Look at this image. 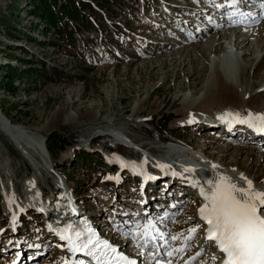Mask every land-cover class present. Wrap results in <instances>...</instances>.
Instances as JSON below:
<instances>
[{"label": "rangeland", "instance_id": "rangeland-1", "mask_svg": "<svg viewBox=\"0 0 264 264\" xmlns=\"http://www.w3.org/2000/svg\"><path fill=\"white\" fill-rule=\"evenodd\" d=\"M57 1L61 3L65 0ZM89 1L93 8H95L94 5L100 9L105 8L104 13L96 10L92 12L89 7L82 8L84 12L95 16L100 21L102 30L99 29L98 35L92 32L84 33L83 40L77 38L74 48L70 47V43L63 39L57 29H50L45 19L35 12L36 9H39L43 13V9L39 8L40 0H6L5 6L0 8V104L10 121L30 126L34 131L44 135L45 151L37 153L39 157H42L41 165L39 164L41 170L38 172L40 185L49 192L55 189L57 178L53 173L47 172L53 163L52 166L59 167V172L67 176V184L72 185L77 191L76 199L89 210L95 221H98L99 229L107 231L108 236L117 239L116 242L120 246L125 243L132 246L126 240L127 236L125 235H128L129 231L133 229L134 223L126 224L125 230L120 231V223L123 224L126 220L121 218L119 212L121 210L129 211L127 208L129 206H126L127 204L124 202L135 204L138 189L137 180L131 173L124 171L122 184L117 188L114 165H110L105 160L102 162L99 160V163L93 161L100 158L94 151H98L104 145L106 149H118L133 156L142 152L138 153L121 145L112 147L114 145L113 138L101 137L106 134L115 137L114 127L123 126L116 130L118 136L115 137L116 139L123 138L122 133L126 134L127 132L139 141L138 144L143 143L146 148L153 147L150 152H157L159 151L158 146L162 147L159 137H167V140L168 137L176 138L178 144L182 143L186 147H189L187 142L200 149L205 147L202 150L209 157H215L229 165H240L258 177L259 182H263L264 152H260L261 144L245 143V148L239 147L234 150L232 147L234 143L229 146L221 140L215 141L212 133L219 132V129L213 128L212 130V127H207L205 122L176 125L177 118L182 116L181 113H178L182 98L191 91L204 89L205 81L209 75L208 60L210 56L208 57V55H211L212 52L209 48L202 51L200 45L202 43L208 47L217 45L218 48L214 52L219 53L225 42L218 43L217 39H211L212 41L207 43L206 38H201L197 41L198 43L185 46V43L181 42L183 36L187 34L184 23L182 31L176 36L174 46L170 45V50L165 52L164 50L168 49L165 48L167 44L164 47L158 45L172 43L174 39L166 33V29L165 33L156 30L162 23H170V20L162 11L158 12L159 8L155 1L146 0L147 3H150L148 6L144 0H111L110 4L107 3L109 5L100 4V0ZM179 1L189 5L188 8L191 10L199 2V0ZM78 7L81 9L82 6L78 5ZM193 13L190 16L197 19L194 16L196 14ZM216 13L219 14V12ZM63 22L69 28L74 26L72 25L73 18L69 20L66 16ZM131 26L136 27L138 33L144 28L147 34H157L151 36L154 42L149 43L148 39L130 40L129 29ZM225 27L227 26L225 25ZM175 28L178 29V26L173 23L171 30ZM97 36L104 38L103 43ZM232 38L234 36L228 37L227 40ZM252 41L255 42V40H250V42ZM66 45L71 50L62 49ZM154 46H157L156 51L152 50ZM148 50H152V52ZM197 55L201 59L194 60L193 57ZM263 55L264 50H257L253 55L249 54L247 81L251 82L263 76ZM11 59L16 60L12 63ZM43 63H46L47 66H44ZM31 68H35L36 71L32 76H27L24 69ZM54 68L64 71L65 75L61 78L52 76L50 69ZM8 78L14 80L13 87H5ZM143 100L145 103L141 107L140 113L130 119L129 116L135 106ZM155 100L157 102L161 100L162 107L151 114V111L157 106L154 103ZM93 109H100L102 117L115 118L114 122L110 124L113 127L105 126V122L101 119L88 120ZM73 111H80L82 117L71 122L63 121V117ZM166 117L170 119L167 126L164 124ZM149 120L151 121L148 122ZM209 129L212 133H208ZM100 132L104 135L92 138ZM236 139L243 141L240 136H237ZM89 143L91 145H88ZM82 151L91 153L86 156L84 163L78 160L83 155ZM166 151L165 149L159 155H166ZM262 151H264V147ZM31 153L32 156H28L27 152L23 154L8 135L1 130L0 126V264H14L19 259L20 240L25 243L22 248L30 251L23 254L26 264L34 262H36L34 264H39V261L41 262L43 259L46 260L44 264L52 263L64 252V247L58 242V239L53 234L51 236L47 234L49 229L46 226L45 217L38 214L37 211L28 215L22 213L20 233H13L14 229L10 228L6 204L10 202L8 198L12 193H15L21 201L26 199L24 192L26 181L34 174L31 166L32 159L38 157L36 153ZM124 158L119 157L117 153L110 155L112 162L122 163ZM138 160L140 159L138 158ZM105 164L106 166H104ZM124 167L128 166L124 164ZM157 174L161 173H155L154 182L162 178ZM165 182L161 181L162 184ZM155 188L157 196L155 204L160 203L162 199L163 201L168 200L167 197L169 198L171 195L169 188H173L172 193L177 195L183 189L179 183L170 185L169 188L155 184ZM156 196L154 195V197ZM159 196L161 199H158ZM193 197H189V203L195 200ZM181 201L183 199L179 202ZM194 205H189L184 210L181 208L177 210L172 219L168 220L169 223L165 225L167 230L170 229V232L174 227L176 234L179 235V239L171 241L172 244H175L171 245L173 249L183 246L187 242L186 237L191 235L188 229L199 225L195 217L198 203ZM9 209L14 211L10 207ZM173 222L177 224H173ZM202 233L203 230L199 229L200 236L198 235L187 242L186 250L181 256L182 260L193 255L194 251L187 252L188 247L191 243L198 242ZM161 244L163 245L164 242ZM161 244L160 246L163 248ZM154 246L153 248H156V245ZM157 247L159 248V246ZM168 248L170 247L167 246L166 249ZM134 251L140 253L137 250L130 251L135 256L138 254ZM210 251L209 248L206 254H209ZM201 253L204 255V251ZM67 257L68 255L63 256L56 264H60ZM201 258L205 257L200 256L199 260ZM139 259L143 264H148L142 259V256ZM151 264H157V262Z\"/></svg>", "mask_w": 264, "mask_h": 264}, {"label": "bare ground", "instance_id": "bare-ground-1", "mask_svg": "<svg viewBox=\"0 0 264 264\" xmlns=\"http://www.w3.org/2000/svg\"><path fill=\"white\" fill-rule=\"evenodd\" d=\"M215 2L216 0H211V3L213 4L212 5L213 7L211 9L215 11L214 12L215 15H209V17H211L212 20H208L206 22L207 25L202 26L200 28L201 33L197 35L196 37H191L190 35H188L187 36L188 41H186L185 46L194 45L195 43H198V42H193V40L201 39V38H206L207 43L211 39L212 40L217 39L218 43L225 42V44H223L222 50L219 53L214 52V50L218 48L216 44H215L216 46L212 45L208 47L205 45V43L204 44L202 43L201 44L202 47L204 48L207 47V49L202 48L200 45V48L202 49V51L204 50L206 51L209 48L210 52H212L211 55H208V57L210 56L208 60L209 65H210L209 73H208L209 75L205 81L204 89H201L200 91L198 90L191 91L190 93L185 94L184 97L182 98L180 112H178V113H181L182 116L177 118L178 120H177L176 125L183 126V125H191L192 123L199 122V121H201L202 123L205 122L207 127H212V130L213 128L219 129V132L217 133H212L211 129L208 130V133H212L213 136L215 137V138L213 137L215 141L221 140L222 142H225V144L229 146L234 143L232 146L234 150L238 149L239 147L245 148L244 147L245 143H250L252 145L261 144L262 147L260 148L261 149L260 152H264L262 151L264 147V144H263L264 143V132L257 131L256 129L251 127L253 132L248 130L249 135L245 139H243V141L242 140L239 141L238 139H236V137L238 136L237 133L239 131L236 133V132H229L228 130V127H230V129H236L239 126H241L239 124H236L235 126L232 125L234 122H236V120H233L234 118L229 116L230 113L239 114L242 117L248 116L249 113H251L253 116L264 115V74L262 77L260 76L259 78L254 79L251 82L247 81L248 68H249V57H250L249 54L253 55V54H256L257 50L258 51L264 50V19L261 20L262 18H264V8H261L260 6L261 3L264 2V0H254V3H255L254 7H251V5L245 4V3L252 2V0H249V1L240 0L241 4H243L244 7L254 10L252 14H248V12L246 13L243 12L244 14H247V15H243V18L235 16V15H231V14H230L231 17L227 16V13H228L227 11L230 9V7H227V8L217 7L215 5ZM5 3H6V0H0V8L4 7ZM216 12H219V14ZM194 13H196V15L194 16L197 17V19H194L193 16H190L189 19L196 21V22L193 23L192 21L189 20V24H193V25L199 24L201 21H203V13L201 11H197ZM230 13H233V12H230ZM204 18L206 19L207 17L204 16ZM225 25L227 27H225ZM224 27L225 29H222ZM186 28H187V25H186ZM213 29H215L214 32H213ZM209 33H212V34H209ZM207 34L210 36H208ZM230 36H234V37L236 36V37L228 41L227 39ZM250 40H255V42L253 41L250 42ZM193 58L194 60H199L200 57L197 55L196 57H193ZM144 103H145V100H143L141 103H138L135 106V108L133 109V112L129 116L130 119H133L134 116L140 113L141 107L143 106ZM154 103L157 104V106L154 107L155 109L151 111V114H154L156 111L160 110L162 107L161 100L158 102L157 100H155ZM0 109H1L0 111L1 130L4 131L6 135H8V137L13 141L16 147L23 152V154L27 152L28 156H32L33 154L31 152H34V154L35 153L37 154V153H42L43 150L45 151V145L43 143L45 142V140H44V135L42 133L34 131L30 126H26L20 123H13L6 117L7 114H5V112L2 110L1 104H0ZM91 111L92 112H90V116H88V120L93 121V119L95 120L101 119V121L105 122V126H111L110 124L114 122L115 120V118H112V117H107V116L102 117L100 113V109H93ZM80 117H82L80 111H73L69 115L64 116L63 121L71 122ZM151 120H149L148 122H150ZM120 127H123V126H120ZM120 127H117V128L114 127L115 137H118L116 130ZM101 133L102 132H100L97 136L104 135ZM107 136L113 138L114 142L119 141L127 145H130L131 140H132L130 139L131 137L127 132L126 134L122 133L121 136L123 138L116 139L115 137H112L108 134H106V136L104 135L103 137H107ZM165 139H166L165 137L164 138L160 137L159 140L162 141ZM168 139L170 143L177 142V140L172 137L170 138L168 137ZM137 142L139 143V141ZM91 143H89L88 145H91ZM187 144L191 146L194 150L191 153H189V155H183L184 157L182 155L178 156V157H181V159L190 166V167H185L186 169H191L193 167V163L187 161V160H192V158H195V160H197L196 162H199V163L202 162V163L208 164L209 167L214 165V167H216L217 169L216 170V169L210 168V169H207V171H205V175L207 177V179L204 181L205 186L209 182L216 181L220 177L223 176V177H229L233 183L246 188L247 186L241 185V183H245L244 182L245 179H241V177H245L246 180H250L253 183L255 190L264 191V181L259 182L258 177L251 174V172L249 173L247 169H244L240 165H237V164L233 166L227 163H223L222 160H217L215 157H210L212 158L211 160L213 161L210 160L212 163H209V161L203 160L204 157H207L206 156L207 153H205V151L202 150L205 147H201L202 149H200L198 146L194 147L193 146L194 144L192 143L187 142ZM139 146L146 148L143 143H140ZM102 147L104 150H106L104 148L105 145ZM158 147L160 148L158 149L159 150L158 152L163 153L165 149L167 150L166 151L167 156L164 157L163 155L164 158L160 159L161 162H174L173 159L170 158V154L176 150L175 146H171L169 149H167L166 146H162L163 148H161L160 146ZM152 148L147 147L146 149L148 151H151L153 150ZM136 151L139 153L142 150L136 149ZM111 153L109 154L112 155L113 153L112 154ZM140 153L141 154L143 153V157H145L144 159H141L143 162H146L147 164H152L150 165L152 166L150 167V169L154 168V169L159 170L158 163H156L155 161H152L149 158L150 157L149 154H146L145 151H142ZM37 156L38 157H35L33 159L31 158L32 159L31 166L34 170L33 171L34 174L26 181L27 184H26V187L24 188L26 199L25 200L23 199L21 201L15 193L10 194L8 198V201L10 202L6 204L7 209H9V207L12 208L15 211V216L16 215L18 216V214L21 211L25 210L26 208H29V207L33 208V205L35 203H37L40 206V209H42L46 213L49 212L51 209H54L52 201L39 198L36 193V191L38 190L37 184L38 186H40V182H39L40 176L38 172H40L41 170V166H39V164L41 165L40 159L42 158V157H39L38 154ZM108 158L110 161H112L110 157ZM132 160L133 159L129 157H125L122 161L124 162L123 166L124 164H127L129 165L128 167H130L131 169H138L136 167L137 163L136 162L134 163ZM158 160L159 159H157V161ZM46 164L47 163L45 161V165ZM131 165H135V167ZM217 166H220V168H218ZM52 167L53 169L59 168V167H55V165ZM46 168L48 169V167ZM47 172L49 173L51 172V167H50V170H47ZM163 172L164 171L157 172V173H161V174H157V175H161L162 177L161 181L164 180L165 182L172 178V181L169 184V186L175 183H179L180 185H182L183 190L185 189V191H188L187 190L188 188L185 185L186 184L185 181H179L177 177H171L168 175L165 178L164 176L166 174ZM150 177L151 175H148V178ZM153 183H156V182L153 181ZM195 185L197 186V189H199L200 187H203V186H200L198 181L195 182ZM164 188H166V186H164ZM175 193H177V191H175ZM172 194L170 195V197L172 196ZM193 196L194 194L189 192V194H187L186 197H193ZM170 197L169 198L167 197V199L169 200ZM178 198H180V195ZM195 203H198L195 209V217L199 223H203L204 221L201 220L200 215H199V208L205 203V201L202 199L195 198L193 202L188 204V207L189 205H194ZM174 208H172L171 211L174 210ZM172 214L173 212L170 213L169 215L171 216ZM161 215H163V213H161ZM127 216L128 215H126V218ZM50 217L52 216L50 215ZM129 220L130 219H128L127 221L129 222ZM173 224H177V223L174 222ZM47 225L51 226L49 224V221ZM203 228H204L203 237L199 239L198 242L191 243L190 247H188V250H187V252L188 251L195 252L196 249L197 250L199 249V253H196V254L193 253V255L192 256L190 255L191 257L189 256L186 260L181 259V256L183 255L182 253L174 252L172 257L167 256V252L171 250L170 248L166 249V247L175 245V244H172L173 242H171L175 240H171L170 237L179 236L176 234V230L174 229V227L173 229H171L173 230L171 231L172 233L170 232V229L167 230L166 228H163L162 230H160V232L165 234L164 239L158 238L156 243L155 241L149 240V243H148V245L150 246L149 249L147 248L142 249V248H138L135 246L138 243H143V240H141L140 238H137V239L132 238L131 234L134 233L135 231H132V233H128V236H130L129 238L126 237V240H128L132 244V246L126 245V243L122 246H120L119 243H116V245L119 246V249L127 253H130L140 263H142V260H140L139 258H141L142 256V259L148 264H151L157 261H159V264H167L168 260H171V264H210L211 263L210 258L208 259L201 258L199 260V257L202 255L201 252L207 250L210 247L213 250L211 254H214L217 247L214 244H210L212 242L206 239V228H207L206 223L203 224ZM119 230L124 231L125 228L119 227ZM188 241L189 240H187V242ZM151 242H154V244H152ZM163 242L164 244L162 245L161 243ZM202 243L203 245L201 246ZM63 244L65 248L68 247L66 246L65 242ZM160 244L163 246V248H161ZM151 245H156V248H155L156 259H152L153 247ZM193 245H199V246L197 248H194L195 246ZM157 246H159V248ZM184 246L185 244L181 247H184ZM129 250L130 251L137 250L140 253L143 252V255H140V253H136L134 251L136 254H138L135 256ZM218 253L219 252L217 253L215 252V254L212 256L217 257ZM193 257H195L194 260L192 259ZM179 259H181L182 261L180 260V263H176V262H179ZM45 262L46 260L43 259L41 262H39V264H44Z\"/></svg>", "mask_w": 264, "mask_h": 264}, {"label": "snow or ice", "instance_id": "snow-or-ice-1", "mask_svg": "<svg viewBox=\"0 0 264 264\" xmlns=\"http://www.w3.org/2000/svg\"><path fill=\"white\" fill-rule=\"evenodd\" d=\"M239 3L240 0H231L230 6L236 7ZM260 6L264 8V2ZM241 15L247 14L241 13ZM229 116L239 123H246L249 127L264 132V115L253 116L249 113L247 118H241L239 114L230 113ZM125 166L129 165L125 164ZM131 166L135 167V165ZM185 171H193V169H185ZM241 179L246 180L245 177ZM246 183L245 188L233 183L229 177L222 176L199 188L200 195L205 201L199 208V215L207 225L206 239L214 242L219 252L223 254L222 264H264V191L255 190L250 180H246ZM136 227H143V232L131 234L133 239L141 236L144 238L143 243L135 245L138 248L146 249L149 240L164 239L165 234L160 232L151 221L147 225ZM198 230L199 226L189 229L191 235L186 237V241L194 238ZM61 239L69 242L70 251L73 253L83 251L96 259L97 264H138L137 260L120 253L108 241H99L98 237L95 242L91 237L81 241V233L76 232L75 239L64 234H61ZM170 239L177 240L179 236H171ZM186 247L185 242L184 247L172 249L167 252V256L172 257L174 252L183 253ZM155 251L153 248L152 259H156ZM140 255H143V252ZM192 259L194 260L195 257ZM212 259L215 260L217 257L213 256ZM62 264H68L67 259H63ZM72 264L76 262L73 261ZM167 264H171V260H168Z\"/></svg>", "mask_w": 264, "mask_h": 264}, {"label": "trees", "instance_id": "trees-1", "mask_svg": "<svg viewBox=\"0 0 264 264\" xmlns=\"http://www.w3.org/2000/svg\"><path fill=\"white\" fill-rule=\"evenodd\" d=\"M40 2L41 3H40L39 8L43 9L42 10L43 13H41L39 9H36L35 12L41 15L42 18L45 19L50 29L51 28L57 29L58 32L63 37V39L66 40L70 44H75L77 40L76 32H79V30L81 29V26L85 28H90L91 26H94L91 16L82 10V8L86 9V7H89L90 11L92 10V12H95V8H93L91 4L86 0H65L61 3H59L57 0H51V1L49 0L41 1L40 0ZM101 3L104 5H109L111 3V0H102V1L100 0V4ZM78 5L82 6L81 9L78 7ZM66 16L69 18V20L71 18L74 19V22L72 24L74 26H72L71 28H69L67 25H65V22H63ZM43 65L46 66V63H43ZM35 71H36L35 68L24 69V72L27 74V76H32ZM50 71H52L51 74L54 77L61 78L62 76L65 75L62 73L61 70L59 71L57 68L50 69ZM9 86L11 87L14 86V80H12L11 78H8V81L5 82V87L7 88ZM164 119L166 120L168 119L167 121L166 120L164 121L165 126H167L169 124L170 119L169 117H166ZM47 146L49 147V144H47ZM82 152H83V155H82L83 157L81 156L80 158H78V160L79 162L84 163L86 156L91 153L86 152V151H82ZM95 152L100 156V158L95 159L93 161H96L98 163H99V160H101V162L104 161L101 153L97 151ZM104 166H106V164Z\"/></svg>", "mask_w": 264, "mask_h": 264}]
</instances>
